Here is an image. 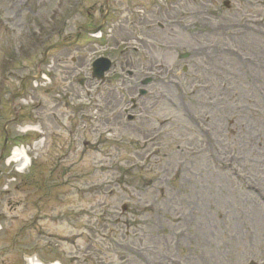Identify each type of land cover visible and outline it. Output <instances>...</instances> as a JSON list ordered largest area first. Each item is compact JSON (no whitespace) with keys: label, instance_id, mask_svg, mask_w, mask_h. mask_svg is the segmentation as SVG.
<instances>
[{"label":"rangeland","instance_id":"obj_1","mask_svg":"<svg viewBox=\"0 0 264 264\" xmlns=\"http://www.w3.org/2000/svg\"><path fill=\"white\" fill-rule=\"evenodd\" d=\"M57 1H62L60 9ZM77 1L80 13L69 19L61 37L76 34L89 16L95 23L100 21L99 7L104 1L115 16L123 17L127 6L121 0H0V115H4L0 154L6 137L2 126L15 115L10 95L20 90L25 75L36 72L45 49L57 42V37L44 46L40 42L53 17L58 23ZM227 1L230 9L224 6ZM128 2V6L146 5L145 0ZM178 8L166 15L172 20L167 32L156 31L154 44L143 45L140 54L131 55V66L125 69L134 73L131 78L135 81L136 75L148 76L142 71L153 58L151 51L157 57L154 64L158 60L174 71L166 70L162 76L152 72L155 83L148 88L154 93L139 101L141 108L133 111L136 123L129 124L122 109L131 110L130 98L137 92L118 87L94 96L87 89L71 88L72 97L63 99L67 107L60 104L57 109L49 103L43 113L45 122L41 125L49 138L39 158L33 160L30 174L8 184L7 167L0 161V219L4 220L0 264L10 263L14 245L8 244L11 226H19L24 219L22 225L35 227H29V216L35 209L24 210L23 200L37 186L42 189L37 193L45 199L40 205L53 204L47 217L66 222L46 221L37 230L44 237L35 236L32 241L64 240L63 249L55 255L71 259L72 264H152L154 260L169 264L170 258L171 264H264V225L256 222L254 206L261 205L258 200L264 198V0H184ZM255 18L262 22L255 23ZM122 25L108 41L111 58L115 57L111 47L131 38L123 36L126 28ZM171 43L178 49L167 62L158 53L164 44ZM186 52L191 58L180 61L179 56ZM89 57L88 52L80 54L84 65ZM64 60L68 66L61 75L68 78L73 66L81 62L77 54ZM84 74L79 76L85 78ZM171 75L174 78L170 80ZM62 77L55 86L67 89ZM56 94L62 97L63 93ZM85 97L97 103L84 102L88 111L81 120L76 109L84 105L79 101ZM52 109L60 117L67 116V135L79 127L78 120L83 122L74 135L80 140L68 138L55 125L48 115ZM28 111L27 106L18 111L22 120L19 127L29 124ZM148 112L150 118L144 116ZM146 120L149 122L144 123ZM19 127L7 128L5 158L15 146L10 139L17 136ZM107 129H112V135ZM72 149L77 154L61 162L66 158L63 153ZM55 164L61 170L50 174L48 169ZM67 173L72 176L64 178ZM27 177L35 183L29 182V191L19 194L16 188L22 190ZM7 186L15 190L12 199L4 195ZM16 216L21 220L16 222ZM175 216L180 217L179 223L172 222ZM50 225L54 230L45 232ZM176 225L185 233L183 237L173 238ZM172 239L173 248L166 252L164 248ZM26 241L22 243L32 246ZM38 256L45 263L53 258L52 252Z\"/></svg>","mask_w":264,"mask_h":264},{"label":"bare ground","instance_id":"obj_2","mask_svg":"<svg viewBox=\"0 0 264 264\" xmlns=\"http://www.w3.org/2000/svg\"><path fill=\"white\" fill-rule=\"evenodd\" d=\"M17 156H18L17 153H15V155L13 156V160H16V157H17ZM28 162H29V160L24 164L25 167L28 165ZM25 167H24L23 169H25ZM254 206H255V208L257 209V213H256V215H255V217L257 218V219H256V222H257L260 226L263 227V225H264V210L262 209V207H261L260 204H256V203H255ZM159 209H160V208H159ZM176 221H177V218L174 217L173 220H172V222H176ZM169 230L171 231L172 229L170 228ZM236 236H237V235H236ZM175 238H178V236L175 237ZM158 247H159V245H158ZM155 248H157V247H155ZM164 249H165L166 252H170L169 249H167V248H164ZM209 261H210V260H208L207 262H209ZM170 262H171V258L169 259V264H171ZM152 264H162V263H161V262H157V260H154V262H153Z\"/></svg>","mask_w":264,"mask_h":264}]
</instances>
